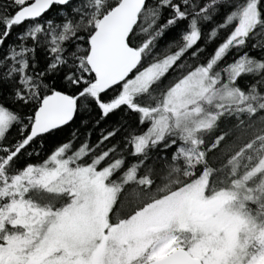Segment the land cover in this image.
Segmentation results:
<instances>
[{
	"label": "snow or ice",
	"instance_id": "6c2138e0",
	"mask_svg": "<svg viewBox=\"0 0 264 264\" xmlns=\"http://www.w3.org/2000/svg\"><path fill=\"white\" fill-rule=\"evenodd\" d=\"M0 264H264V0H0Z\"/></svg>",
	"mask_w": 264,
	"mask_h": 264
},
{
	"label": "rangeland",
	"instance_id": "374dc122",
	"mask_svg": "<svg viewBox=\"0 0 264 264\" xmlns=\"http://www.w3.org/2000/svg\"><path fill=\"white\" fill-rule=\"evenodd\" d=\"M168 198L175 200L173 193H168L164 197V199ZM121 211H124V209ZM176 214L190 215L193 220L199 221L210 228H226L234 223L233 219L224 212L222 204L212 203L203 199L196 190L185 195L177 206L162 210V215L166 217H171ZM160 218V216H153L145 221L135 223L132 231L127 233L126 236L139 235L145 231L147 227L159 226Z\"/></svg>",
	"mask_w": 264,
	"mask_h": 264
},
{
	"label": "trees",
	"instance_id": "16d2710c",
	"mask_svg": "<svg viewBox=\"0 0 264 264\" xmlns=\"http://www.w3.org/2000/svg\"><path fill=\"white\" fill-rule=\"evenodd\" d=\"M209 28L211 27V25L208 26ZM20 29H15L14 30V34L15 35V32H19ZM175 36V33H169L164 39H161L158 43V50L159 49H162L169 41H171L173 39V37ZM205 36H207V30H205ZM10 39H12L10 37ZM223 39V34H221L216 40H214L212 43H209V44H206L205 40L202 39L200 41V44L201 45H204L205 46V52L203 54H201V61L203 59H206L215 49V47L217 46L218 42L220 40ZM252 43L253 41L252 40H249L248 41V50H249V54L252 55V56H256V57H260L262 55L261 52H258V51H253L251 50V46H252ZM236 53H233L231 55H229L227 58H226V63H230L234 58H236ZM189 62L190 63H194L196 62L193 58H188ZM120 118V114H117V116L115 117H112L110 120L107 121V123H101L100 127L101 128H105V127H108L110 128L111 125L117 120ZM90 120H95L96 119V115L95 113H93L90 117H89ZM79 124H80V119H77V121L72 125V128H77L79 127ZM92 125L91 123H89L88 125V128H91ZM88 129L86 128H80V138L79 140L76 141L77 145H79L84 139H85V132L87 131ZM71 129L68 130V132L65 133V135L61 138V141L62 142L63 140H67L69 139V133H70ZM98 133H99V128H96V129H93L92 130V135H91V142L93 144L96 143L97 139H98ZM53 147V145L50 143L48 144L47 146V149L50 150L51 148ZM164 153L163 151H160V150H157V151H154L153 152V157L154 158H159L161 156H163ZM44 158V153L41 154V156L39 157L40 160H42ZM35 159V158H34ZM128 213V210L127 209H124V211H121L120 210V215L123 217V216H126Z\"/></svg>",
	"mask_w": 264,
	"mask_h": 264
},
{
	"label": "water",
	"instance_id": "95a60500",
	"mask_svg": "<svg viewBox=\"0 0 264 264\" xmlns=\"http://www.w3.org/2000/svg\"><path fill=\"white\" fill-rule=\"evenodd\" d=\"M106 59L110 66H115L118 63V57L111 50L107 53Z\"/></svg>",
	"mask_w": 264,
	"mask_h": 264
}]
</instances>
